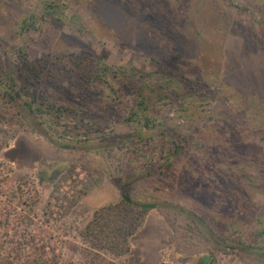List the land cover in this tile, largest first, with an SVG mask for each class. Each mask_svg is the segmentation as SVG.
Returning a JSON list of instances; mask_svg holds the SVG:
<instances>
[{
	"label": "rangeland",
	"instance_id": "obj_1",
	"mask_svg": "<svg viewBox=\"0 0 264 264\" xmlns=\"http://www.w3.org/2000/svg\"><path fill=\"white\" fill-rule=\"evenodd\" d=\"M0 264H264V0H0Z\"/></svg>",
	"mask_w": 264,
	"mask_h": 264
},
{
	"label": "trees",
	"instance_id": "obj_2",
	"mask_svg": "<svg viewBox=\"0 0 264 264\" xmlns=\"http://www.w3.org/2000/svg\"><path fill=\"white\" fill-rule=\"evenodd\" d=\"M53 7L54 5H49V8ZM32 68L36 72L37 68ZM187 88L198 90L196 86L191 84H188ZM145 211L146 209L135 208L127 201L105 207L95 213L94 219L87 226L83 237L86 240H91L93 248L102 252L123 253L128 249L129 237L141 225L140 217ZM111 243L115 247H110L109 244Z\"/></svg>",
	"mask_w": 264,
	"mask_h": 264
},
{
	"label": "water",
	"instance_id": "obj_3",
	"mask_svg": "<svg viewBox=\"0 0 264 264\" xmlns=\"http://www.w3.org/2000/svg\"><path fill=\"white\" fill-rule=\"evenodd\" d=\"M128 202H130V200L129 199H127V198H125ZM143 208H145V209H154L156 206L155 205H143L142 206Z\"/></svg>",
	"mask_w": 264,
	"mask_h": 264
}]
</instances>
